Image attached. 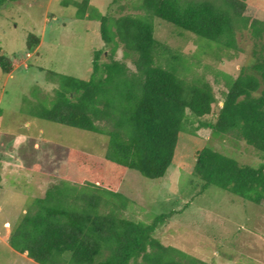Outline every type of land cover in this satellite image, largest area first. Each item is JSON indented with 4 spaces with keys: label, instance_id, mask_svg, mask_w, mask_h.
Masks as SVG:
<instances>
[{
    "label": "trees",
    "instance_id": "1",
    "mask_svg": "<svg viewBox=\"0 0 264 264\" xmlns=\"http://www.w3.org/2000/svg\"><path fill=\"white\" fill-rule=\"evenodd\" d=\"M7 1L0 0V8ZM89 2L73 3L81 6L79 17L88 13L87 18L100 22L102 38L111 47L108 59L102 61L105 52L97 51L88 79L59 77L54 97L49 95L34 114L107 135V150L103 158L61 150L68 156L61 180L14 223L9 244L39 264H210L156 236L172 212L151 222L127 217L129 200L119 187L128 169L150 179L164 177L181 133L195 135L205 127L216 138L245 142L259 153L261 163L243 164L203 147L196 152L193 172L200 192L215 186L264 207V57L237 77L216 72V82L225 90L215 112L213 85L192 72L184 54L157 39L154 24L160 19L219 49H234L242 28L264 38V0H141L143 14L120 17L96 13ZM39 43L29 36V49ZM120 48L123 60L116 58ZM0 66L6 74L14 69L4 54ZM214 112V120L190 127L191 116L204 119Z\"/></svg>",
    "mask_w": 264,
    "mask_h": 264
},
{
    "label": "rangeland",
    "instance_id": "2",
    "mask_svg": "<svg viewBox=\"0 0 264 264\" xmlns=\"http://www.w3.org/2000/svg\"><path fill=\"white\" fill-rule=\"evenodd\" d=\"M84 1L9 0L0 8V55L8 56L14 67L6 74L0 66V264H39L14 250L9 234L34 199L45 196L50 186L59 183L62 166L67 163L65 150L76 149L98 158L107 150V135L34 114L59 88V77L88 79L96 52L103 50L101 60L108 59L111 47L102 38L100 22L87 18L88 13L78 16L81 6L73 2ZM140 4L141 0H90L88 8L120 17L143 14ZM154 24L157 39L184 54L192 72L213 85L218 98L215 112L222 105L225 90L223 83L216 82V72L237 77L242 69L253 68L259 57H264V38H255L248 29L238 30L236 48L219 49L163 20L154 19ZM31 35L40 43L29 49ZM116 58L123 60V48ZM127 61L135 70L131 60ZM215 112L204 119L191 116L190 127H199L201 120H214ZM206 146L243 164L261 163L255 149L234 137L216 138L205 127L195 135L181 133L174 161L164 177L150 179L128 169L119 187L129 200L124 214L151 222L160 213L172 212L156 236L165 245L210 264H264V207L215 186L200 192L193 172L196 152ZM31 153L42 157L41 169L34 168L38 163L28 167L19 161Z\"/></svg>",
    "mask_w": 264,
    "mask_h": 264
},
{
    "label": "crops",
    "instance_id": "3",
    "mask_svg": "<svg viewBox=\"0 0 264 264\" xmlns=\"http://www.w3.org/2000/svg\"><path fill=\"white\" fill-rule=\"evenodd\" d=\"M29 155H31L30 157H32L35 161H32V160H30V158H29ZM29 155H25V156H22V158H24V160H22V158L19 160V161H21V164L22 165H25L24 163H23V161H25V163L27 164V166L28 167H31V166H33V164H36V163H39L40 162V160H38L36 157H34V154H29ZM5 160V159H4ZM30 160V161H29ZM6 162H8V161H12L11 159H8V160H5ZM5 162V166H7L8 167V165H9V163H6ZM3 164V162L0 160V165H2ZM4 166V165H3ZM2 187H0V189H1ZM0 208H1V206H0ZM10 233H11V231H10ZM9 236H10V234H9ZM9 241V240H8Z\"/></svg>",
    "mask_w": 264,
    "mask_h": 264
}]
</instances>
